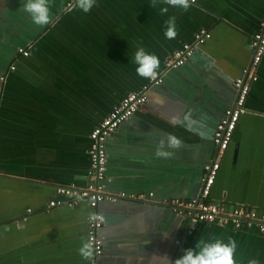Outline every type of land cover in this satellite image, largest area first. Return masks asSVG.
Here are the masks:
<instances>
[{
	"label": "crops",
	"instance_id": "crops-1",
	"mask_svg": "<svg viewBox=\"0 0 264 264\" xmlns=\"http://www.w3.org/2000/svg\"><path fill=\"white\" fill-rule=\"evenodd\" d=\"M24 3L0 0V264H90L78 252L91 213L86 201L49 211L47 203L57 187L86 186L91 130L147 83L136 73L138 47L158 56L160 72L200 29L211 38L151 87L147 104L106 140L104 189L116 200L97 207L105 222L95 262L173 264L200 240L231 238L236 264H264V233L210 223L186 234V221L171 209L172 200L199 195L204 166L215 158V127L235 102L233 81L249 64V39L264 22V0H196L186 11L164 0H95L89 12L77 0H50L43 27ZM173 16L178 35L167 39L165 22ZM245 108L209 199L261 212L264 56ZM169 134L180 148L167 147ZM161 139L169 158L155 155Z\"/></svg>",
	"mask_w": 264,
	"mask_h": 264
},
{
	"label": "built area",
	"instance_id": "built-area-1",
	"mask_svg": "<svg viewBox=\"0 0 264 264\" xmlns=\"http://www.w3.org/2000/svg\"><path fill=\"white\" fill-rule=\"evenodd\" d=\"M210 38L211 34L208 30H198L193 36L192 43H183L167 57L163 70L158 72L156 79H147V83L141 89L124 95L107 116L91 130L86 186L83 188L57 187L55 197L47 203L48 211L61 206L74 208L81 201H86L91 213L100 214L97 207L101 202L116 200V197L106 194L104 189L107 168V138L139 108L147 104V92L151 87L160 86L167 72L184 65L192 57L195 49L205 44ZM249 48L252 53L250 62L241 76L233 81V87L236 91L235 102L233 106L225 110L224 116L215 127L213 133L215 158L204 166L199 195L189 200L174 199L171 201L172 211L186 221V234L192 233V229L196 226L210 223H216L220 226L229 225L234 230L255 228L264 233V211L259 212L254 208L245 206H230L224 202H215L209 199L220 168V160L232 141L240 117L246 113L247 97L252 85L258 80V69L264 56V22L261 29L250 37ZM18 53L24 56L28 55L27 50L24 49H18ZM10 69L13 70L14 66H10ZM4 79L5 76L0 77L1 81ZM119 196L124 197L126 195L121 193ZM149 196L151 197L152 194ZM140 198H143V195ZM31 212V209H28L27 215ZM26 219L27 217L23 218L24 221ZM102 226L103 223L89 222L86 219V241L92 238L96 249L94 256H100L103 253V244L98 236V231ZM174 243L179 244V240H175Z\"/></svg>",
	"mask_w": 264,
	"mask_h": 264
},
{
	"label": "clouds",
	"instance_id": "clouds-1",
	"mask_svg": "<svg viewBox=\"0 0 264 264\" xmlns=\"http://www.w3.org/2000/svg\"><path fill=\"white\" fill-rule=\"evenodd\" d=\"M164 2L173 7L179 6L186 11L196 0H191V3L190 0H164ZM94 4L95 0H77V6L84 12H89ZM155 4L156 0H153V5L155 6ZM22 10L29 14L35 25L43 27L50 22V0H25ZM167 12V7L161 8L162 14ZM165 24V37L167 39H175L178 35L176 18L174 16L169 17ZM134 63L137 65L136 73L138 76L153 80L157 78V69L160 66V60L156 54L149 53L144 47L140 46L135 52ZM181 146L182 142L179 138L172 134L167 136L168 148L178 149ZM164 147L165 140L161 139L155 153L157 157L169 158L172 156L171 152L163 150ZM87 220L89 222L104 223L105 217L102 214L90 213L87 216ZM236 247V241L231 238H229L227 243L221 240H215L212 243H204L200 240L197 242L194 249L183 250L184 254L176 259L173 264H236L234 260ZM95 251L96 249L92 238H89L86 242H82L81 247L78 249L81 258L88 260L90 264H96L94 256ZM248 264H259V261L250 259Z\"/></svg>",
	"mask_w": 264,
	"mask_h": 264
}]
</instances>
